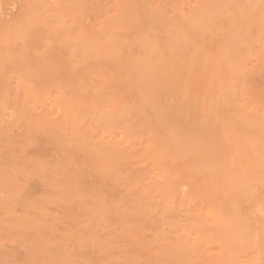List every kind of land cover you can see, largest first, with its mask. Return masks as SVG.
<instances>
[{
	"label": "rangeland",
	"instance_id": "rangeland-1",
	"mask_svg": "<svg viewBox=\"0 0 264 264\" xmlns=\"http://www.w3.org/2000/svg\"><path fill=\"white\" fill-rule=\"evenodd\" d=\"M0 264H264V0H0Z\"/></svg>",
	"mask_w": 264,
	"mask_h": 264
}]
</instances>
